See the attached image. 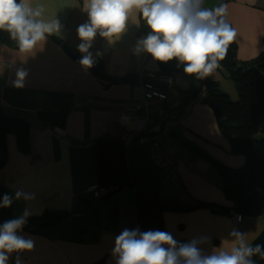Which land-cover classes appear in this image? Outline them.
Here are the masks:
<instances>
[{
	"label": "crops",
	"instance_id": "0c3cea01",
	"mask_svg": "<svg viewBox=\"0 0 264 264\" xmlns=\"http://www.w3.org/2000/svg\"><path fill=\"white\" fill-rule=\"evenodd\" d=\"M208 1L213 2L205 0L203 8L207 9ZM215 1L214 9L220 2ZM223 1L227 5L225 20L237 33L233 41L237 60L255 59L263 51L264 42V8L259 7L260 0ZM26 2L33 9H42L38 19H56L61 28L28 52L0 45V107L6 115L29 123L28 154L18 151L13 135L6 138L7 162L0 169V186L13 197L17 190L34 194L35 198L29 201L13 199L10 208L14 218L25 209L31 211L28 218H39L44 212H67L68 218L59 219L60 223L53 227H23L18 234L32 238L35 246L32 251L20 253L22 264H116V237L124 229L144 232L145 219L140 210L141 195L134 184L117 188L105 198L92 197L90 191L100 187L96 142L118 141L122 134L133 132L142 124V117L134 111L142 97L140 81L161 70L159 61L146 52L135 51L138 41L150 30L133 10L118 38L109 42L97 32L89 52L93 60H101L104 73L112 81L99 79L93 69L84 68L69 56L82 59L77 29L89 22L85 10L89 0ZM19 69L27 72L22 87L15 86ZM174 74L171 86L180 90L181 103L187 98L182 92L189 89L190 81L179 82ZM128 77H136L135 84L126 82ZM180 108L181 125L170 138L171 153L180 163L174 170L159 172L158 199H175L182 207L203 201L232 208L211 160L237 169L244 164V157L230 153L229 143L220 135L206 105L196 100ZM60 110H67L63 125H49L44 115ZM41 123L47 126L42 127ZM200 151L209 159L199 155ZM80 200L86 210L74 214ZM257 217H242L241 222H236L208 209L163 212L159 216L164 231L178 242L209 237L210 242L198 245L205 254L222 244L230 247L233 238L229 233L233 228L244 233L250 244L264 229ZM14 261L12 253L8 264Z\"/></svg>",
	"mask_w": 264,
	"mask_h": 264
},
{
	"label": "clouds",
	"instance_id": "9594fccd",
	"mask_svg": "<svg viewBox=\"0 0 264 264\" xmlns=\"http://www.w3.org/2000/svg\"><path fill=\"white\" fill-rule=\"evenodd\" d=\"M202 3L203 0H89L85 8L89 22L77 29L82 41L78 45L83 54L80 64L87 69L95 63L89 49L97 32L109 42L118 38L135 10L151 30L138 41L136 53L146 52L159 62L175 59L184 65L185 74L206 78L219 67L218 61L225 59L237 33L224 19L227 5L206 9ZM41 16L42 9H33L26 0H0V31L8 32L21 52L33 50L48 35L60 31L58 20L44 22L38 19ZM26 75L24 69L17 71L16 87L23 86ZM34 198V194L17 190L14 197L3 195L0 208L10 207L13 199ZM30 215L31 211L25 209L21 216L0 225V264H8L12 253L34 249L32 238L18 234ZM229 235L233 238L230 247L222 244L205 254L198 245L210 242L209 237L179 243L166 231L124 229L115 239L113 253L118 257L116 264H255L252 257L264 259V245L252 246L235 228ZM14 264H22L19 255Z\"/></svg>",
	"mask_w": 264,
	"mask_h": 264
},
{
	"label": "trees",
	"instance_id": "16d2710c",
	"mask_svg": "<svg viewBox=\"0 0 264 264\" xmlns=\"http://www.w3.org/2000/svg\"><path fill=\"white\" fill-rule=\"evenodd\" d=\"M218 1L220 2L217 7L225 5L223 0ZM19 2L17 0V3ZM0 45L19 50L16 41L12 40L6 31H0ZM69 56L75 61L80 62L81 60L72 54ZM94 61L95 63L90 67L94 75L99 79L112 81L104 73L101 60L95 59ZM159 63L161 66L159 72L170 76L182 72L184 67L175 59L168 63ZM218 64L219 67L216 70L224 72L233 82L238 100L232 102L217 82L186 74L190 87L182 94L187 98L181 100V103L174 108L181 109V106L189 105L196 100L206 105L212 111L220 135L228 141L230 153L244 157V164L237 169L222 166L211 160V164L220 174L222 191L226 200L232 203V208L203 201H195L182 207L175 199L165 202L158 199L159 215L163 212L186 213L197 209H208L213 214L227 216L229 210L232 209L242 217L262 216L264 220V42L261 54L246 62L237 60V46L232 42L225 59L218 61ZM170 88L175 89L176 87L171 86ZM66 115L67 110H60L44 115V119L49 125L60 127ZM8 135L14 136L20 153L24 155L29 153V123L25 119L6 115L0 107V169L7 162L6 138ZM96 148L99 186L117 189L134 184L138 188L130 173L126 151L120 142L99 139L96 142ZM198 154L209 159L201 151ZM4 194L7 193L0 186V199ZM0 212L8 220L14 219L10 207L0 208ZM57 215L58 213L44 212L39 218H27L23 227L56 226L60 223ZM159 230L164 231L161 221ZM250 244L252 246L264 245V229ZM17 255L20 256V253H13L14 258ZM252 259L255 264H264V259L259 256H254Z\"/></svg>",
	"mask_w": 264,
	"mask_h": 264
},
{
	"label": "built area",
	"instance_id": "2783aa9c",
	"mask_svg": "<svg viewBox=\"0 0 264 264\" xmlns=\"http://www.w3.org/2000/svg\"><path fill=\"white\" fill-rule=\"evenodd\" d=\"M156 81L167 84L168 87L173 83L170 75L160 72L148 74L140 81L142 97L134 105V111L142 117V124L135 131L122 134L117 140L125 150L133 144L147 147L159 172H167L176 169L180 163L171 153L170 138L180 128L181 118L168 93L158 88L154 83ZM114 190L113 187L100 186L92 189L90 193L94 199H101L109 196ZM238 216L242 217L235 212L231 215L234 221L241 222L242 219L238 220Z\"/></svg>",
	"mask_w": 264,
	"mask_h": 264
},
{
	"label": "water",
	"instance_id": "95a60500",
	"mask_svg": "<svg viewBox=\"0 0 264 264\" xmlns=\"http://www.w3.org/2000/svg\"><path fill=\"white\" fill-rule=\"evenodd\" d=\"M136 77H128L125 81L129 84H135ZM155 85L163 91L168 90V85L160 82H154ZM46 127V123L40 124ZM130 173L138 186L140 193V210L145 219V230H159L160 218L158 205L159 190V170L155 166L150 150L142 145L133 144L126 152ZM86 210L85 203L80 200L76 205L74 214H80ZM68 213L63 212L57 216V219H67ZM8 221V218L0 212V225Z\"/></svg>",
	"mask_w": 264,
	"mask_h": 264
},
{
	"label": "rangeland",
	"instance_id": "374dc122",
	"mask_svg": "<svg viewBox=\"0 0 264 264\" xmlns=\"http://www.w3.org/2000/svg\"><path fill=\"white\" fill-rule=\"evenodd\" d=\"M214 2H216L215 0H213L212 4H214ZM212 4H210V2L208 1L205 5L207 6V9H214V7L212 6ZM259 7L264 8V0H260L259 2ZM177 61V60H175ZM175 78L179 81V82H184L189 80L187 75L184 73V71L179 72V73H175L174 74ZM210 79H215L219 84H220V89L226 93L229 97V99L232 102H236L238 100L237 97V93L234 87L233 82L228 78V76L222 72V71H218L215 70L211 75L208 76ZM205 79V78H203ZM167 92V91H165ZM169 96H171V98L173 99V103H175L176 105L179 104L180 102V97H183L182 95H180V90L178 88H170L169 90ZM188 106V105H187ZM179 110V109H178ZM181 116V115H180ZM214 171H216V169L214 168ZM217 172V171H216ZM160 182H163V180H161ZM161 186H164L166 183H160ZM137 188V187H136ZM138 190V188H137ZM161 199L164 197L163 193L160 192V196ZM232 213H234V211L232 209L229 210L228 212V216L231 217ZM236 213V212H235ZM232 218V217H231ZM257 219L262 221L263 224V228H264V220L262 216L257 217ZM259 232L261 231V228L259 227ZM258 232V233H259ZM262 232V231H261ZM260 232V233H261ZM185 242V241H183ZM187 243V242H186Z\"/></svg>",
	"mask_w": 264,
	"mask_h": 264
}]
</instances>
